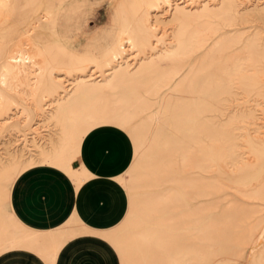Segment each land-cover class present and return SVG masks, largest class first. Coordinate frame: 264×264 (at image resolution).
Wrapping results in <instances>:
<instances>
[{"label": "bare ground", "instance_id": "1", "mask_svg": "<svg viewBox=\"0 0 264 264\" xmlns=\"http://www.w3.org/2000/svg\"><path fill=\"white\" fill-rule=\"evenodd\" d=\"M62 2L0 0V119H8L12 107L18 106L10 97L15 93L21 97L26 119L33 109L57 128L51 130L54 134L45 146L30 151L33 155L27 161L12 158L2 165V181L10 189L21 175L38 167L64 172L76 188L81 186L88 180L87 173L82 167L73 169L72 164L81 155L85 139L102 126L129 133L134 161L124 172L132 179L140 170L160 176L166 157L187 166L198 151L203 155L198 166L200 174L207 172L205 158L210 163L208 169L215 172L225 165L237 164L233 135L240 124H255L254 115L233 116L222 125L209 116L220 113L224 117L225 96L234 94L235 89L249 94L262 80L259 69L264 67V36L261 31L247 35L249 30L238 27L256 23L257 17L264 18V0H123L120 6L126 23L122 32L108 50L92 55L71 45L60 47L55 41L52 26H59V19L55 21L54 16ZM161 12L166 17L160 18ZM232 51L236 53L228 56ZM132 55L135 60L128 61ZM251 71L255 73L251 75ZM154 106H159L158 110L148 115L144 124L137 129L127 128L140 112ZM118 110L124 114L117 117ZM168 131L172 133L167 140ZM245 143L250 146L253 162L239 165L240 177L233 189L248 202L264 205V147L255 148L249 138ZM126 182L123 175L118 178V183L130 191ZM173 182L171 178L164 181ZM204 183L194 181L195 198L212 196L223 188L219 183ZM169 199L158 195L151 202L145 198L128 202L118 227L106 233L98 231L102 240L115 237L113 241L108 246L90 248L89 259L118 258L121 264H190L191 257L202 264H219L218 258L227 255L233 262L264 264V249H256V236L264 224L257 221L260 217L256 220L261 208L238 209L237 205L236 216L222 213L220 223L203 210L180 213L176 222L171 219L173 214L168 227L180 230L181 226L184 232L181 240L185 243L179 246L153 226L138 230L146 222L157 227L165 225V210L171 209ZM6 201L11 203V191ZM70 224L72 227L67 225L65 229V225L61 231L36 233L11 212L3 220L0 218V232L7 230L10 235L8 230L11 231L13 240L4 236L9 244L15 243L17 236L27 234V249H36L40 263L57 264L60 255L56 253L67 249L65 242L69 238L73 241L94 235L77 216ZM195 224L200 228L190 229ZM127 227L138 228L123 234ZM44 238L50 244L40 245ZM114 246L120 251L117 255L113 254ZM11 249L1 255L9 254Z\"/></svg>", "mask_w": 264, "mask_h": 264}, {"label": "rangeland", "instance_id": "2", "mask_svg": "<svg viewBox=\"0 0 264 264\" xmlns=\"http://www.w3.org/2000/svg\"><path fill=\"white\" fill-rule=\"evenodd\" d=\"M122 1L123 0H88V1L63 0V2L60 3V7L58 6V9L54 16L55 21L59 19L58 23L60 27L56 25V29H55L54 28L55 25L52 26L53 27L52 34L54 35L56 39L55 41L59 44L60 47L63 46V48L68 47L64 43V42H67L75 50H82L84 47H86L87 45H89L91 42L95 40L98 42H101L102 44L106 43L104 39L106 38L108 33L112 30V17L114 14L115 6L117 7V10H118L117 15L120 21V32H122L121 28L126 23L125 15L120 6ZM245 1H249L253 3L256 0L255 1L245 0ZM68 17L69 19H67ZM159 17L164 18L166 17V15L164 12L163 13L161 12L159 14ZM244 29L249 30L247 32V35H251L252 33L255 34L256 32L261 31L264 36V18L262 19L260 17H257L256 23L238 27V30H244ZM239 50H237V52ZM233 52L234 51L230 52L228 56L236 53V51L234 53ZM130 57H129L130 59L128 58V61L135 60L134 55ZM195 60L196 59L192 60V63L189 62L187 64L188 67L189 65H193V62ZM260 68L261 69H259V71L262 73V77H261L262 80L261 79L258 80L256 90L252 91L249 94L244 95L243 94L244 92L242 90L235 89L234 94L228 97L225 96L223 99L224 107L222 108L224 110L225 116L222 117L220 113L211 114L209 116V118H212L215 121L217 120L218 122L221 123L220 125H222L229 118H232L233 116H241L244 113H252L254 115L255 124L251 125V123H246L245 125V123H242L243 125L240 124L239 129L233 135L234 140H235L234 146L236 147L235 150L237 153L236 156L239 158V159H236L238 161L237 164L239 163L238 165L235 164L233 166L232 164L230 165L228 164V165H225L224 166L225 168H222L220 172H215L214 169H210V168L208 169L210 163H209L208 158H205L207 160H205L204 165L207 166V172L200 174V170L198 166H200V164L202 163L201 160L203 161L202 159L203 155H201L202 153H199V151L198 152L196 151L197 155H195L194 160H192L187 166L181 165L179 161L176 162L174 158H172V160L171 159L168 160L167 157L166 159L164 158L165 167L161 169L160 176L157 173H153L152 171L151 173V172H143L142 170H140V172L136 174V177L134 179H132L131 175L127 174L125 180H127L126 183H129L131 187L130 191L126 190L127 200L129 199L130 196L132 197V198L130 197L128 202L139 200V199H144V198L148 202H151L158 195L167 196L168 198H170L169 201L171 202V204L169 205L171 206L170 207L171 209L167 210L166 208L164 216H163L164 220L166 219L167 221L165 225H163L162 227L161 226L157 227L151 222H146L143 225L139 226V228L137 227L138 230H149L153 226V228L159 231H163L165 233L163 235L164 238L170 239V242L176 243V244L178 243L179 246L180 245L182 246L185 243L183 242V240H181V237L184 239L183 227L181 226L178 227V229L180 228L182 232L177 229L175 230L173 228L174 226L169 225L170 227H168V224H169L168 219H170V217H172L173 214L174 215L171 219L176 222L177 221L176 216H178V214L180 213L203 210L206 214L209 213V216H212V217L214 216L213 217L214 220L220 223L223 220L222 215L224 214L222 213L229 212L230 214L236 216L237 214L236 207L238 205L237 207L238 209H240L242 206H243L242 208L245 207L246 209H250V208L260 209L261 208V211L262 210L263 211L261 212V214L257 216L256 220L260 217V219H258L257 221L264 222V209H263L264 205L255 204V203H252L251 201L248 202V200H245L244 198H242L239 195V193L235 191V189H233V187H235L236 185L238 178L240 177L238 169H237L239 168V165L245 164L246 161H249L247 163L253 162V159L251 158V155H250V150H251L250 146H248L245 143V139L246 138L251 139L254 144V147L257 149H262L264 147V118H263L264 117V114H263L264 113V78H263L264 67H260ZM253 72L255 73V71H251L249 73L253 75L254 74ZM62 76L63 74L59 75V77H62ZM166 92L167 91L163 92V94ZM10 97L18 103V106L14 105L12 107V112L10 113V117H8V119L6 120L0 119V218L3 220L6 215H9L11 212H13L11 203L8 204L6 201L9 191H11V194H14V192H16V200H17L18 208L23 213V215L27 219H29L28 215H30V213L27 212L29 208V200L31 198L32 199L35 198L36 203L38 205L46 201L45 197H43L44 198L43 200L42 193H39L37 197L35 195H32L33 187L31 188V183L34 182V180H32V178L30 179V177L38 174L39 172H43V173L50 172L52 174L60 176L61 178L63 177L60 174L55 173L53 171H47V170L33 171L21 179V181L17 184V188H16V181H15V183L12 186V189H10V185L8 186L7 183L2 181V172H1L2 165L4 163H7L8 160L12 158H16L18 162L27 161L29 157L31 156V154L33 155V153L31 152L36 151L38 148L42 147L43 145L45 146L47 144L48 140L50 139V136H52V133H53L51 130L56 131L57 128L54 126V123L45 121V119L40 116L39 112H36L31 108H30L31 116L28 119H26V116L22 114V110L20 106V104H23L20 99L21 97L15 93H11ZM158 107L159 106H154L152 108L150 107L148 111L140 112L137 115V117H134V119L129 122V125L127 126V128H129L130 130L137 129L139 127V124L145 123L148 115L152 114L153 111L158 110ZM122 114H124L123 111L118 110V112L116 113V116L118 117L119 115H122ZM108 127L110 129L116 128L113 126H108ZM117 129L122 131V133L119 132V134L121 135L125 134L126 136L129 135L128 132L127 134L125 131L121 130L120 128H117ZM169 133L171 134L172 132L168 131L166 133L167 140L169 137ZM209 146H211V144L207 145V147ZM159 147H160L159 157L161 158V148L163 147L162 144H160ZM162 154L164 153L162 152ZM121 162H123V160ZM124 163L125 162H123L122 165ZM231 165L232 167H230ZM121 169L122 168H120V170ZM47 178L48 177H41V180H44ZM169 178L174 179V182L164 183V181H167ZM199 179L203 180V183L205 181H208V182H205L204 184L219 183V187L221 188L223 187V188L217 194H214L212 196H206L207 198L206 197L195 198L194 195L196 193L194 192L192 185L194 184L195 180L196 182H199L200 181ZM24 184H26V187L23 186ZM15 188H16V191H15ZM239 188L244 189L243 186H239ZM232 206H235L234 209L236 212L234 211ZM226 208L230 211H228ZM256 220L254 221L257 222ZM7 228L9 229L11 227L9 226ZM77 228L81 230L83 229L82 226H78ZM137 228L127 227L126 229L122 230V233L126 234L127 232H133L137 230ZM199 228H200V225H197V224L190 226V229H193V230L194 229L198 230ZM185 230L186 229H184V231ZM8 231L11 235V231L10 230ZM232 232L236 233L234 229ZM260 233L262 236L260 235ZM260 233H258L259 235L257 234L256 236V240L257 241L259 240L258 241L259 243H257L256 249H264V224H263V228L260 231ZM0 234H1L0 235V240H1L0 241V249H1L0 256H4V255H1V253L3 254L4 250L7 248H12L11 252H15L18 250L25 251L24 249H26V251H29V252L34 253L35 255H38L37 253H35L36 249L34 248L32 249L29 248L30 250L27 249L29 247L28 240H30L26 238L27 234L22 235V236H17L16 241L13 244H9V241L6 242V238L4 236H9V239H12V240L14 237L12 235L11 236L8 235L7 230H4V231L2 230ZM112 238L114 239L115 237H106L105 240H107L109 244L111 243V241H113ZM42 240L43 242H40L41 243V244L39 243L40 245L50 244L46 238ZM70 242H71L70 238L69 240L65 242V245L67 248L71 247L70 245H72V243ZM128 245H131V243H128ZM24 246H27V247H24ZM95 247H102V246L95 245ZM114 247H115V251H113V254L117 255V253H120V251L117 250L118 246H114ZM127 252H129V250H127ZM60 253H62V251L56 254L60 255ZM80 255L82 257H78V259H76L75 261V263L77 264H80L82 260L86 262L85 264H89V262H91V264H100L96 262L97 260H101L102 262H105V264H115V258L109 259L111 260L109 262L107 258L89 259V256L84 258L85 256H83V254H80ZM61 257L58 256L57 264L65 263V261H63ZM188 262L190 264H202L198 262L197 259L195 258L191 259V257L188 259ZM238 262L239 261L233 262L230 256L224 255L218 258L217 263L219 264H236V263L244 264L245 263V262H242V263L241 262L238 263ZM250 262L251 261H249V263ZM120 264H121V261H120Z\"/></svg>", "mask_w": 264, "mask_h": 264}, {"label": "crops", "instance_id": "3", "mask_svg": "<svg viewBox=\"0 0 264 264\" xmlns=\"http://www.w3.org/2000/svg\"><path fill=\"white\" fill-rule=\"evenodd\" d=\"M119 32L120 21L115 6L112 30L104 39L107 43L102 44L95 40L82 50H86V54L89 55L101 54L115 43ZM64 43L66 46H70L69 43ZM115 129H110L108 126L96 128L83 142L81 155L78 156L72 167L73 169L82 167L87 173L88 180L78 188L65 173L48 168H33L16 180L17 188V184L29 173L43 170L53 171L63 177L50 172V174L39 172L30 177L34 180L31 183L32 195L37 197L39 193H42V198L45 197L46 201L38 205L35 198L29 200L27 210L30 213L29 219L18 208L16 192L11 194L13 213L27 229L43 234L57 232L59 229L61 231L64 230L65 225V229L67 225L68 228L72 227L70 221L77 216L83 226L87 227L94 235L97 234L95 236H99L98 233L109 232V229H115L122 223L128 209L129 199L127 200L126 190L118 183V178L122 175L126 178L127 174L124 171L132 163L133 150L130 136L121 135L119 132L122 133V131ZM122 160L125 162L123 165ZM120 168L122 169L120 170ZM41 177L48 178L41 180ZM23 186L26 187V184ZM94 235H86L71 241L70 243H73L70 245L71 247L60 253V257L62 256V260L65 261L64 264H77L75 261L80 254L86 257L91 256L89 255L90 248L92 249L95 245L108 246L107 240H102V237ZM0 264L41 263L34 253L18 250L0 256ZM115 264H120L118 258L115 259Z\"/></svg>", "mask_w": 264, "mask_h": 264}]
</instances>
